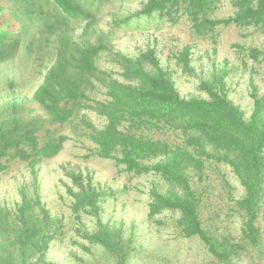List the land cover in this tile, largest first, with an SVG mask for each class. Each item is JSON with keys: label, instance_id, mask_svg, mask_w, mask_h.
Masks as SVG:
<instances>
[{"label": "trees", "instance_id": "obj_1", "mask_svg": "<svg viewBox=\"0 0 264 264\" xmlns=\"http://www.w3.org/2000/svg\"><path fill=\"white\" fill-rule=\"evenodd\" d=\"M219 1L0 0V65L11 67L0 79V170L19 162L29 174L13 202L0 201V264H59L48 257L55 243L77 264L134 258L135 225L102 218L116 191L88 167L59 165L70 227L43 201L39 165L67 140L85 159L151 177L146 220L195 239L212 264H264V94L251 78L248 115L228 96L233 76L262 74L264 51L232 43L233 58L184 97L174 73L194 75L193 43L165 62L158 46V30L182 23L213 43L228 26L264 35V0H229L227 17L216 16ZM119 34L145 40L124 51Z\"/></svg>", "mask_w": 264, "mask_h": 264}, {"label": "rangeland", "instance_id": "obj_2", "mask_svg": "<svg viewBox=\"0 0 264 264\" xmlns=\"http://www.w3.org/2000/svg\"><path fill=\"white\" fill-rule=\"evenodd\" d=\"M216 11L217 17H227L231 13L229 0H220ZM137 7V1L132 3ZM160 34L159 48L162 49L161 60L169 59L170 52L175 51L186 44H192V65L194 75L188 77L180 70L174 73V80L181 96L196 95L195 89L201 76L207 73L213 64L218 63L224 57L233 58L230 45L234 42L245 41L246 45L257 46L264 51V35L250 30L241 36L234 26H228L220 30L216 43L207 40H194L190 36L187 23L176 26H165L156 32ZM137 34H119L115 41L116 48L124 51H133L145 39ZM172 62V60H171ZM171 67L175 68L173 64ZM11 67L0 65V79L6 77ZM253 79L260 87V94H264V67L262 74L250 75L248 73L237 74L228 80L229 98L245 112L250 113L252 100L249 97V82ZM92 118L96 123L99 119ZM67 132V131H66ZM89 151L79 142L67 140L63 149L53 158L44 160L39 165V191L47 207L52 212L64 214L65 228L70 227L69 210L66 202L59 199L65 196L62 186V173L60 164L86 166L94 172L95 180L106 184L116 191L113 198L105 203L102 218L105 221L123 222L125 225H135L136 254L130 264H212V257L195 239L173 238L165 228L152 224L146 220L149 189L152 186L151 177L131 176L114 166L109 159L97 158L94 155L84 158ZM29 174L23 163L13 162L7 170H0V201L11 203L16 198V186L23 180H28ZM234 184L238 183L231 177ZM87 226L91 222L86 220ZM71 234V233H70ZM67 244L55 243L48 251V257L59 264H77L73 258L67 255ZM89 258V257H87Z\"/></svg>", "mask_w": 264, "mask_h": 264}]
</instances>
